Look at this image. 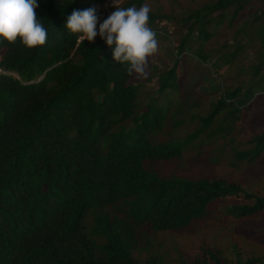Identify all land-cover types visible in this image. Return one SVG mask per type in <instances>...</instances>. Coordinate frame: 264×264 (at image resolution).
Masks as SVG:
<instances>
[{
    "label": "trees",
    "instance_id": "1",
    "mask_svg": "<svg viewBox=\"0 0 264 264\" xmlns=\"http://www.w3.org/2000/svg\"><path fill=\"white\" fill-rule=\"evenodd\" d=\"M103 1L37 0L47 43L27 49L20 41H0V264H165L155 256L143 263L132 257L140 226L154 232L184 229L205 217L212 201L227 197L242 200L223 207L231 218L264 214V194L237 182L160 176L146 167L180 158L199 133L211 141L237 130L242 108L264 91V8L239 20L253 0H209L175 17L185 29L177 57L159 76L156 97L139 111L141 82L127 75V64L114 60L115 45L110 48L99 35L81 43L65 27L74 10L96 9ZM145 2L124 0L121 6ZM149 16L150 27L174 17L154 11ZM107 17L98 20L97 31ZM221 27L232 29L237 46L225 53L227 67L238 61L241 41L259 40L262 52L251 82L224 87L193 133L153 142L150 136L162 130L165 119L157 99L177 88L179 56L190 49L207 60L212 50L205 43ZM261 121L246 147L236 151L239 160L264 158V116ZM203 251L202 259L196 257L200 264H264V251L237 263L215 246Z\"/></svg>",
    "mask_w": 264,
    "mask_h": 264
},
{
    "label": "rangeland",
    "instance_id": "2",
    "mask_svg": "<svg viewBox=\"0 0 264 264\" xmlns=\"http://www.w3.org/2000/svg\"><path fill=\"white\" fill-rule=\"evenodd\" d=\"M205 1L209 0H146L151 11L174 17L159 18L151 27L156 33L159 51L156 56L149 58L147 76L135 78L137 82H141L139 111L145 109V103L150 98L156 97L159 76L173 66L177 57L175 47L185 29L174 18ZM113 2L114 0H104L96 4L98 20L104 14L110 15ZM262 8L264 0H253L240 14L239 20L247 13ZM253 34L256 37L254 32ZM234 42L232 29L221 27L205 43L206 49L212 50L207 60L202 61L190 49L179 56L177 88L167 93L166 90L162 91L157 99V106L165 109V119L162 130L150 136L153 142L177 141L193 133L200 126L199 116L221 96L224 87L245 86L251 82L250 77L254 76L252 65L259 62L262 52L259 40L247 37L241 41L242 50L236 54L238 61L227 67L228 58L225 53L235 50L237 46ZM213 63L221 68L216 70ZM262 116L264 91L258 92L242 108L241 122L232 136L213 137L208 141L205 134L199 133L180 158L147 162L146 167L160 176L175 173L192 179L222 177L239 183L251 193L264 194V158L246 162L236 156L237 150L246 147V138L263 126ZM237 202L242 200L227 197L212 201L207 207L206 216L184 229L154 232L146 225L140 226L137 229L139 245L132 251V257L139 263H143L148 256H155L162 258L165 264H200L196 257L202 259L203 247L209 245L220 248L232 263L260 254L264 251V214L234 219L222 213L225 205ZM232 246H236V253L231 250Z\"/></svg>",
    "mask_w": 264,
    "mask_h": 264
},
{
    "label": "clouds",
    "instance_id": "3",
    "mask_svg": "<svg viewBox=\"0 0 264 264\" xmlns=\"http://www.w3.org/2000/svg\"><path fill=\"white\" fill-rule=\"evenodd\" d=\"M115 10L99 23L95 8L74 10L66 21V29L78 34L79 42H94L97 35L111 48L116 62L127 64L129 77H146L149 58L156 56L159 42L149 26L150 6H121L114 0ZM37 0H0V41L15 44L20 41L27 49L43 47L47 43V29L37 17Z\"/></svg>",
    "mask_w": 264,
    "mask_h": 264
}]
</instances>
